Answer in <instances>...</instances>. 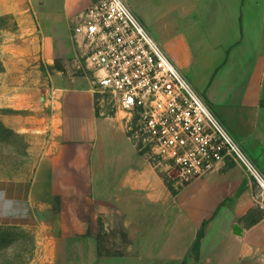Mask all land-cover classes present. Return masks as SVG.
Instances as JSON below:
<instances>
[{
	"label": "crops",
	"instance_id": "1",
	"mask_svg": "<svg viewBox=\"0 0 264 264\" xmlns=\"http://www.w3.org/2000/svg\"><path fill=\"white\" fill-rule=\"evenodd\" d=\"M100 1L0 0L60 88L56 147L0 189V226L44 231L37 264H264V195L240 166L227 159L174 192L99 113L72 29ZM124 1L264 170V0Z\"/></svg>",
	"mask_w": 264,
	"mask_h": 264
},
{
	"label": "built area",
	"instance_id": "2",
	"mask_svg": "<svg viewBox=\"0 0 264 264\" xmlns=\"http://www.w3.org/2000/svg\"><path fill=\"white\" fill-rule=\"evenodd\" d=\"M80 19L76 69L91 79L99 113L121 121L173 191L230 159L264 195V170L124 0H101Z\"/></svg>",
	"mask_w": 264,
	"mask_h": 264
},
{
	"label": "rangeland",
	"instance_id": "3",
	"mask_svg": "<svg viewBox=\"0 0 264 264\" xmlns=\"http://www.w3.org/2000/svg\"><path fill=\"white\" fill-rule=\"evenodd\" d=\"M0 60V189L14 190L56 147L60 88L33 34L11 16H0ZM48 241L42 229L0 226V264H37Z\"/></svg>",
	"mask_w": 264,
	"mask_h": 264
},
{
	"label": "water",
	"instance_id": "4",
	"mask_svg": "<svg viewBox=\"0 0 264 264\" xmlns=\"http://www.w3.org/2000/svg\"><path fill=\"white\" fill-rule=\"evenodd\" d=\"M252 222H253V219H252L251 216L246 217V218L243 220V222H242L241 225L237 224V225L235 226V232H236V234H242V232H243L242 226H243V225H247V224H251Z\"/></svg>",
	"mask_w": 264,
	"mask_h": 264
},
{
	"label": "trees",
	"instance_id": "5",
	"mask_svg": "<svg viewBox=\"0 0 264 264\" xmlns=\"http://www.w3.org/2000/svg\"><path fill=\"white\" fill-rule=\"evenodd\" d=\"M5 17V16H4ZM58 71H60V72H64L65 73V70L59 65V64H56V67H55ZM3 72V65H2V62H1V60H0V73H2ZM175 192V191H174ZM57 209V208H56ZM202 239V233H200V235H199V237H198V242H197V244H196V246H198L199 245V243H200V240Z\"/></svg>",
	"mask_w": 264,
	"mask_h": 264
}]
</instances>
